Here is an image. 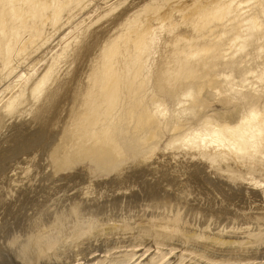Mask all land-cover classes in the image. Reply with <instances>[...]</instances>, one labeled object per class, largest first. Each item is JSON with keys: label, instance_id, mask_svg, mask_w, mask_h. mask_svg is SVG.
<instances>
[{"label": "rangeland", "instance_id": "rangeland-1", "mask_svg": "<svg viewBox=\"0 0 264 264\" xmlns=\"http://www.w3.org/2000/svg\"><path fill=\"white\" fill-rule=\"evenodd\" d=\"M88 1L90 2L91 0ZM116 1L117 0H92L89 3L91 4V6L89 5V13L91 15L90 21H95L98 16L100 17L103 14L110 4ZM263 1L264 0L261 2L255 1L256 3H254V7L252 6L253 3H251L245 10L246 13L243 17H259L258 21L260 25L264 26ZM117 2L120 3L121 1L118 0ZM260 3H262V5ZM237 14L241 13L238 12ZM84 15V13H80L78 18H82ZM109 25L110 24L106 22V19L96 25V27L99 28V41L109 29L112 28V25ZM218 25L219 23L214 24L212 28L215 30L214 35L220 38L219 44L222 49L226 50L224 54L225 56L222 55L221 57L223 58L220 57L214 62H208L206 69L204 68V70L197 72L198 75L199 73H202L199 75L201 77H198L196 73L195 75L193 74L192 77L186 73L181 75L176 72L170 73V76L167 75V77L169 76L168 78L165 77L166 75H162V67L168 60H170L169 47L167 45L170 44L169 41H171L173 36L172 31H169L168 34V30L164 27L160 29L158 28L154 32L153 35L155 36L148 45L149 52L143 57L144 72H142L139 77L137 76L138 79L133 81V89L131 88V90L129 86L126 85L131 82L130 75L132 73L123 70V85L119 91L117 108L113 114L114 117H118V131L115 135L121 149V156L118 155L119 157L110 152L104 154L105 157L101 154H84L75 147L67 153V155L70 154L69 156H64V159L62 158V162L55 157L56 154L58 155L59 152H62L60 151L61 143L68 122L71 120H74V122L76 121L75 116L71 111L72 106L70 107V105L72 104L71 101L74 97L79 96V89H77V85L73 83L66 85V90L73 95V99L70 100L69 103L67 102V99L63 96L61 97L60 94V96H57L56 99L53 100L52 105L47 108V112L45 111L42 115L43 117L39 116V118L36 119L34 115H32L33 118L32 116H28L27 118L23 116L21 118H12V121L10 118L7 119L6 123L0 126V264H185L186 261H183L184 259L180 257V254H178L177 251H175L176 253H169V251L165 249L167 248L166 246H160L163 249L161 248L160 252L158 250L156 252L155 248L157 249V246L155 247V244L158 246L159 244L156 243V232L153 230L152 226H150L146 232L134 231L130 236H124L120 233V236L119 234H115L109 238L98 237L99 235L96 236L97 228H103L105 223H113V221H115V223H118V221L119 223L122 221L129 223V220H132L130 222H134V218L138 219L139 217L145 220H149L150 218V220L153 218L155 219V215L158 213L157 206H160L163 203H168L169 205V202L173 201L170 200V198L174 199V197L176 198V196H179L178 198L180 200L176 198V200H178L172 202L173 208L176 206L175 208L177 209V205L181 202L184 203L188 199V196L191 197L192 194L190 204L195 203L194 208L196 209L194 210H196V213H199L198 215L194 213L193 217L190 216L192 214H189L183 209L181 218L184 216V211L185 217L182 219L186 218L192 223V225H196L194 226L195 228L199 225L198 231H200V233H203L201 232L203 231L202 229L207 227L208 229L210 228L211 231L214 230L213 228L227 226L236 227L238 224L241 225L240 219L237 221L236 217H239L242 211L245 213L248 212L250 208L251 210L255 208V211L257 209L264 213V144L261 143L262 145H260V148L262 149H259L260 152L258 151L249 156L250 159L248 156L241 159L234 144H244L245 138L239 132L233 134L230 130L225 129L224 127L235 126L234 122L239 117L249 116L254 111L263 119H260L256 127L254 125L253 128L257 129V126L259 127V125H261L260 127H264V27L260 31H263V35L259 32H252V35L251 32L248 31L250 36L248 37V40L245 41L244 46L242 47L240 42L236 46H233L235 47V49H233V47H230L227 42V39L230 37V32H227L228 30H225ZM86 26H89V21H87L86 24H83L80 29H75V32L70 35L69 40L81 36L87 28ZM58 38V35L54 36L50 40V43L48 42V45H45L47 47L44 46L34 57H38L39 54H46L51 57L52 55L54 56L61 53L63 50V44L59 43ZM99 41L97 40L93 45L91 49L92 53L96 51L97 43ZM166 50L168 51L165 52ZM85 59L82 62H76L70 65L64 78L67 77L68 80L78 76L79 78H83L87 71L86 68L89 57L86 56ZM32 61L33 58L29 60H21L19 64H16L14 72L9 79L7 78V80H21V84L24 85L26 84V81L29 83L33 82L41 71L47 67V63L46 60H43L33 69L31 68L33 65ZM207 67L210 68L208 69ZM5 83L6 82L0 84V90L4 88ZM29 83H27V85H29ZM129 90L132 91V93ZM147 118H151L150 120L153 121H147ZM146 122L150 123L146 125ZM24 134H27L26 136L28 137L24 140H21L20 138L17 139ZM245 135L247 134L245 133ZM213 140L217 142H212ZM33 144L35 146H33ZM217 145L218 147H216ZM149 154H152L155 158L154 164L152 163L151 165L150 162H148V165L150 166L144 161L145 157ZM153 165L154 167L156 166V172H153V170L149 168ZM158 165L160 169L157 167ZM171 173H174L177 178L172 180L170 176ZM83 185H93L94 190L91 189V192L89 191V193H91L90 197L94 196L92 199L90 198V200L93 201H86V205L83 206L82 204L80 206H83L84 208L77 207L79 209L77 210L76 208L74 210L75 203L77 205V202H80L81 199H83L80 194L77 195V190ZM118 185H124L123 187L126 186L125 188H127L128 185H135L136 188L130 192V194L132 193L131 197L129 194L128 197H125L126 199L121 198L123 200H118L119 204L115 206L109 203L112 201L111 198H118L123 195L119 193V190H116L118 189ZM166 185H180V188H182V191L180 190L181 194H169L170 186L166 187ZM188 185H190V188ZM98 188L110 191L109 195H111V198L104 197L106 202L104 198L98 199L100 200L99 203L104 204L103 207L108 208H103L107 211L106 213L103 212L104 210L101 212L95 210V205L98 202L97 194L95 193H97ZM148 189L152 191H148ZM141 191H143V194H141ZM147 192L150 193L148 194ZM74 193L76 195H73ZM68 195L69 198H67ZM71 195L74 198L70 197ZM193 196H196V198ZM209 196L211 197L209 198ZM165 197L167 201L169 200L168 202L164 200ZM204 197H208L207 200L209 199V201L206 202ZM211 198L214 199L212 200ZM136 199L137 201H135ZM142 199L144 201H142ZM102 200L105 203H103ZM129 200L130 203H128ZM133 200L134 202H137L134 203L136 204L135 206L132 203ZM199 200L202 202L204 201L205 203H202ZM83 201L85 200H82L81 202ZM160 201L165 202L160 203ZM143 202L146 207L145 205H142ZM69 203L70 205H68ZM200 204L203 205L201 206ZM204 204H206V206ZM212 204H216L215 206L217 208ZM107 205L111 206L108 207ZM132 205L136 208H133ZM60 206H63L62 209ZM65 206L70 207L66 209ZM144 207L146 210H144ZM147 207L149 208V212L147 211ZM153 207H155V209H153ZM245 208H247L245 211L241 210ZM59 209H61V211ZM69 209L73 214H71V211H68ZM122 209H124V211ZM206 209L207 212L210 210L211 212L212 210H216V213L213 211V214L215 213L214 215L211 214V216L208 213L209 215L207 216ZM151 210L153 211L152 213ZM221 211H223V213ZM236 211H240V213H237ZM59 212L62 213L60 214ZM74 212L82 214L81 216H75ZM64 213L65 215L63 216ZM153 213L155 215H153ZM104 214H106L107 218ZM90 215L91 217L94 215L97 218L91 220ZM108 215L111 216L109 217ZM134 215L136 216L134 217ZM65 216H67V219ZM201 216L204 217L203 219L205 220H203ZM56 217L66 223L62 221V226V222L60 221V223L58 219L56 220ZM125 217L128 218L126 219ZM188 218L193 219L189 220ZM68 219L72 222L70 220L68 221ZM75 219H78V223H76L77 220L74 221ZM85 219L88 222L87 227ZM90 220L92 222H90ZM52 221L54 223H51ZM93 221L95 222L93 223ZM58 223H60L59 226H57ZM83 223L85 224L83 225ZM39 224L42 225L40 226ZM101 224L103 225L101 226ZM251 224L248 227L249 231L247 232L246 237H248V242H254V246L257 247L255 252L253 254L246 252L242 257L240 254L238 256L235 255L232 256V259L229 257H218L222 264H228V261L232 262L231 264H264V225L256 224V221L254 220ZM70 225L73 227H70ZM33 226L34 229L35 226L41 229L44 228L41 234L47 235L49 239H52L50 241L48 239V244L50 243V245H52L49 247L53 250L49 249L47 244L45 247L47 248L46 250L48 253L47 251L45 252L47 255L45 254L44 257L41 258L42 260L40 257H37L38 253L34 249L30 250L28 253L27 250H25L26 248H23L24 246H27V242H29L30 239H33L32 234L37 235V228L33 230L34 233L30 234ZM94 226L97 227L94 228ZM48 227L50 228L49 231L47 229ZM62 227L63 229L64 227L67 229L63 230ZM88 227H92L96 233ZM237 227H239V225ZM45 228L48 233L45 231ZM56 229H58V232H55ZM49 232L52 233L50 234ZM52 234L54 236H52ZM48 235H51L53 238ZM68 237L70 238L68 239ZM71 237L75 243L73 241L70 242ZM75 238L76 241L78 239V243L74 240ZM99 238L103 239L100 240ZM56 241H58L57 244ZM154 241L155 243H153ZM53 242L56 244L55 247ZM76 243L79 245H76ZM81 243L83 246H81ZM133 245L136 247L140 246L138 252L132 251L131 253V251L128 250L129 248L130 250L135 249L136 247ZM149 247L151 248L149 249ZM117 248L119 251L121 250V253H116ZM228 253L229 252H226L227 256H231L230 253ZM26 255L28 256L26 257ZM223 259L226 260L223 261Z\"/></svg>", "mask_w": 264, "mask_h": 264}, {"label": "bare ground", "instance_id": "bare-ground-1", "mask_svg": "<svg viewBox=\"0 0 264 264\" xmlns=\"http://www.w3.org/2000/svg\"><path fill=\"white\" fill-rule=\"evenodd\" d=\"M117 1L110 4L109 7L103 12V14L100 17L98 16V18L95 19V21H90L91 15L89 13L90 12L89 5L91 6V4H89L90 2L88 0H0V84L6 82L4 84V88L0 90V126H2L4 123H6L7 119H10V118L12 121V118H21L23 116H25L27 118L28 116L30 117V116L34 115L36 117V119H38L39 116H42L45 113V111L47 110V108L52 105L53 100H55L57 96H60V94H61V97L63 96L65 99H67V102L69 103V101L73 99V95L71 93H69V91L66 90L67 89L66 85L69 83H73V84H76L77 89H79V91H78L79 96L74 97V99L71 101L72 104L70 102V104H71L70 107L72 106L71 111L74 114L76 121L74 122V120H71L70 122H68V125H67L66 130H65V135H64L62 143H61V149L62 150L60 149V151H62V152H59L58 155L56 154L55 157L57 158V160H60V162H62L61 161L62 158L64 159V156H69L70 154L67 155V153L70 152L74 147L76 149H79L80 152L84 153V154H96V155L101 154V155H104V154L110 152L112 154H115L116 156H118V155L121 156V149L118 145V142L116 140V135H115L116 132L118 131V117H114L113 114L117 108V97H118L119 91L123 85V80H122V75L124 74L123 70H127V71H130L132 73V74L130 73L131 74L130 75L131 76L130 77L131 82L129 81L130 83H128L126 85V86H129V88L131 90L133 81L135 79H138L139 75H141L142 72H144L143 71L144 70V68H143V57L147 52H149L148 51L149 50L148 45L152 41L153 37L155 36L153 34L158 28L160 29V28L164 27L166 30H168V34H169V31H172V33H173L171 41H169L170 44L167 45L169 47L170 60H168L166 63L164 62L165 64L163 63L164 66L162 67V71H161L162 75L163 76L166 75L165 77H167V75H169L170 73L176 72L178 74L180 73L181 75H184V73H186L187 75H191V77H192L193 74L195 75V73L197 74V72L204 70V68L206 69L208 62H210V61L214 62L215 60L220 58L222 55L225 56L224 54H225L226 50H223L221 45L219 44L220 38L218 36L214 35L215 30L212 28L214 24L219 23V25H218L219 27H223L225 30H228L227 32H230V37L227 39V42L230 45V47L236 46L240 42H241L242 47H243L245 44V41H247L248 37L250 36L249 32H251L252 35H253L252 32H257V33L259 32L260 34H262L263 31L262 32H260V31L264 27V26L260 25V23L258 21L259 17L258 18H254L253 16H248V17L244 16L243 17V15L246 13L245 10L247 9V7H249V5L251 3H253L252 6L254 7V3H256L255 1L261 2L262 0H119V1H121L120 3H118ZM262 3H260V4L262 5ZM102 5H103V3H102ZM107 5H108V3H107ZM263 7H264V4H263ZM260 9H261V7H260ZM236 12L237 13L239 12L241 14H237ZM80 13H84L85 14L84 17L78 18ZM105 19H106L107 23L112 25V28L109 29V31L99 41V38H100V37L98 38L99 28L96 27V25H98L101 21H103ZM87 21H89V26L88 27L86 26L87 28L81 34V36H78L76 39L69 40L70 35L75 32V29H77V28L80 29V27H82L83 24H86ZM100 29H101V27H100ZM103 32H104V30H103ZM56 35H58V37H59L58 38L59 43L63 44L62 45L63 50L61 51V53L54 55V56L52 55L51 57L47 56L46 54H42V55L39 54L38 57L37 56L34 57L48 42L50 43V40ZM220 37H221V35H220ZM77 39H78V41H77ZM97 40L99 41L97 43V49L94 53H92L91 49ZM45 47H47V46H45ZM166 49H168V48H166ZM233 49H235V47H233ZM167 51L168 50H166L165 52H167ZM164 54H166V53H164ZM236 54H237V52H236ZM86 56L89 57V61L87 63V68H86L87 71L85 72L84 77L79 78V76H78V77H75V78L70 79V80H68L67 77L64 78L68 72L67 70L69 69V66L76 63V62H82ZM162 56H164V55H162ZM32 58H33V61H32L33 65L31 66V68H33V69L35 66L37 67V65L43 60H46V63H47V67L43 71H41V73L36 77V79L33 82L29 83L28 81H26L25 82L26 84L24 85V84H21V80H17V81L16 80L12 81V79L7 80V78L9 79L11 74L14 72V70H15L14 68L16 67V64H19L20 61L23 59L29 60ZM163 58H165V57H163ZM221 58H223V57H221ZM216 63H217V61H216ZM211 64H213V63H211ZM133 68H135V69H133ZM207 68L209 69L210 67H207ZM201 74L202 73H199V75H201ZM171 75H173V74H171ZM181 75H179V76H181ZM199 75H198V77H201ZM176 77H178V76H176ZM27 83H29V85H27ZM141 85L143 86L142 83H141ZM142 86H141V88H142ZM17 88H18V90H17ZM139 89H140V87H139ZM137 91H138V89H137ZM60 92H63V93H60ZM130 92L132 93V91H130ZM139 94H137V95H139ZM130 102H132V101H130ZM139 103H140V101H139ZM120 104H121V102H120ZM138 104H137V106H138ZM130 105H132V104H130ZM128 108H130V107H128ZM134 109H135V107H134ZM131 111H132V109H131ZM131 111H129V112H131ZM143 115H145V114H143ZM32 118H33V116H32ZM109 118H111V119H109ZM129 118H130V116H129ZM145 118H144V120H145ZM150 119L151 118H149V119L147 118V121ZM260 119H263V118H261V116L257 112L254 111L249 116L239 117L234 122L235 126L229 127V126L223 125L225 127V129L230 130L231 133L235 134L236 132H239L245 138L244 144H242V145H240L239 143L234 144V146H235L239 156L241 157V159L245 158L246 156H248V158H249V156H251L252 154H254L258 151L260 152L259 149H262V148H260L261 147L260 145L264 144V127H260L261 125H259V127L257 126V129L253 128L254 125L256 127V125L258 124ZM150 121L152 122L153 120H150ZM149 123L146 122V125H148ZM58 125H59V123H58ZM0 130H1V128H0ZM17 132H18V130H17ZM245 133L247 135H245ZM26 135L25 134L23 136L21 135L17 139L20 138L21 140H24L25 138L28 137ZM212 142L216 143L217 141L213 140ZM15 144H16V142H15ZM33 146H35V145L33 144ZM216 147H218V145ZM9 151H10V149H9ZM103 157H105V155ZM144 161H146L147 165H148V162H150V164L152 165V163L154 164V162H155V158L152 156V154H149L145 157ZM156 164H157V162H156ZM148 166H150V165H148ZM157 167H159V165ZM149 168H151V170H153V172L154 171L156 172V166L154 167V165H153L152 167H149ZM159 169H160V167H159ZM162 172H163V170H162ZM170 176H171L172 180L177 178V176L174 175V173H171ZM123 186L118 185V189L115 188L117 191L119 190L120 194H123L122 196H119L118 198H115V197L111 198V195H109L110 191H108V190L106 191L105 189H99L98 188L97 193H95V194H97V200L100 198L102 199L104 197H106V198L110 197L112 199V201L109 204L116 206L117 204H119L118 200H120L121 198L128 197L130 192L134 188H136L135 185H128L127 188H125L126 186L125 187H123ZM168 186H170L169 194H171V195H173V194L174 195L175 194L180 195L181 194L180 192L182 191V188H180V185H168ZM168 186L166 185V187H168ZM188 186L190 188V185H188ZM194 186H196V185H194ZM154 187H155V185H154ZM147 188H146V190H147ZM201 188H202V186H201ZM91 189H93V185H83L80 187V189L77 190L78 191L77 195L80 194L81 198L83 197V199H81V198L80 199H81V201L85 200V201H83L85 204L83 202H81L80 200H79L80 202H77L74 199L77 202V205L75 202H74L75 205L73 204L75 206L74 210L77 207H80L82 204H83V206L86 205V201H89L90 198L92 199L94 197V196L90 197L91 193H89V191L91 192ZM191 189H192V187H191ZM142 190H145V189H142ZM149 190L150 189H148V191ZM198 190H200V189H198ZM202 190H203V188H202ZM150 191H152V190H150ZM142 192L143 191H141V194H143ZM75 193L73 195H76ZM147 193L149 194L150 192H147ZM153 193H154V191H153ZM201 193H204V192H201ZM92 194H93V192H92ZM131 194H130V197H131ZM186 194H187V191H186ZM69 195L67 196V198H69ZM192 195H191V197H192ZM196 195H198V194H196ZM201 196H202V194H201ZM70 197H73V196L71 195ZM166 197H165V199L164 198L163 199L166 200ZM178 197L179 196H176V198H178ZM191 197L188 196V199L184 203L181 202L179 205L176 204L177 209L175 208L176 206L173 208L172 202L174 200L177 201L179 198L176 200L175 197H174V199L173 198L171 199L170 197H168V198H170V200H173V201L169 202L170 203L169 205H168V203H163L160 206H157L158 213L156 214V212H155L156 215L153 213V215H155V219L154 218L152 219L154 222L152 220H150L151 219L150 217H149L150 218L149 220H145V219L140 218V217L138 219L134 218L135 221L130 222L132 220H129V223H125L123 221L121 222V220H120L121 223H119V221H118V223L117 222L115 223V221L110 219L111 221H113V223H111V222L105 223V226L103 225L104 223L101 224V226L103 225V228L102 227L97 228L98 230H97L96 236L99 235L98 237L101 236L104 238H109L110 236H114L115 234L116 235L119 234V236H120V233H122L124 236H130L131 233H133L134 231L146 232V230H148V228L150 226H152L153 230H155V232H156V233L154 232L156 234V238H157L156 243L159 244V246L155 244V247L157 246V249L155 248L156 252H157V250L160 252V249L162 248L160 246H166L167 248H165V249L168 250L169 253H173V252L177 251V253L180 254V257L182 259H184L183 261H186L185 264H201V263H203V264L204 263L205 264H222V262L219 261L220 259H218V257L219 258L229 257L232 259V256H235V255L238 256L240 254L242 257V255L246 254V252H249L251 254H253L255 252V249L257 247L254 246V244H253L254 242L253 243L251 241L248 242V237H246V234L249 231L248 227L250 226V224L253 220L256 221V224L258 223L259 225L260 224L264 225V213L263 212H261L257 209L255 211V208H253L254 210L253 209L251 210V208H250L249 211H251V212L248 211L245 213L242 211L240 213V211H238L240 213V216H239L237 214L238 212L236 211L237 213L236 212L235 213L239 216V217H236V219H237V221H238V219H240V223H241V225L238 224L239 227H237L238 225L236 227H234V226L231 227V226L225 225L227 227L213 228L214 230H211V231H210V228L208 229V227H207V228L202 229L203 231H201V232H203V233H200V231H198L199 225L195 228L194 226H196V225H192V223L190 221H188L186 218H185L186 220L182 219L183 217H185V213H184L185 210L189 214H192L190 216H193V217H194L193 214L196 213V210H194V209H196V208H194L195 203L190 204L191 203L190 200H192ZM210 197L211 196H209V198ZM180 198H181V196H180ZM194 198H196V196ZM207 198H205L206 202L209 201V199L207 200ZM197 199H199V198H197ZM202 199H203V197H202ZM211 199L213 200L214 198H211ZM103 200H102V202H103ZM122 200L123 199H121L120 201H122ZM130 200H131V198H130ZM130 200L128 201V203H130ZM92 201L90 200L89 202H92ZM135 201H137V199ZM142 201H144V200L142 199ZM199 201H201V200H199ZM99 202H100V200H98L97 204L95 205V207H96L95 210H98L101 212L107 207H103L104 204H101ZM105 202H106V199H105ZM105 202H103V203H105ZM162 202H165V201H160V203H162ZM132 203L134 204L137 202H134V200H133ZM208 203H206V204H208ZM120 204H121V202H120ZM206 204H204V205L206 206ZM68 205H70V203ZM128 205H130V204H128ZM135 205L136 204H134V206ZM142 205H145V203L143 202ZM157 205H158V203H157ZM215 205H213V206H215ZM110 206H108V207H110ZM137 206H138V204H137ZM62 207H61V209H62ZM69 207L70 206L66 207V209ZM82 207H80V208H82ZM132 207H133V205H132ZM145 207H146V205H145ZM145 207H144V210H146ZM263 207H262V209H263ZM85 208H86V206H85ZM112 208H113V206H112ZM127 208H128V206H127ZM133 208H136V207H133ZM61 209H59V210L61 211ZM78 209L79 208H77V210ZM87 209H89V208H87ZM153 209H155V207H153ZM183 209H184V211H183L184 216L181 218V216H182L181 213H182ZM207 209H206V212H207ZM210 209H212V208H210ZM246 209L247 208L241 209V210L245 211ZM122 210L124 211V209H122ZM68 211H71V210L69 209ZM132 211H134V210H132ZM147 211L149 212V208ZM213 211L214 210H212V212H211V210H210L209 212H207V216L209 214L214 215L216 213L215 212L216 210L214 211L215 212L214 214H213ZM103 212L106 213L107 211L104 210ZM125 212H127V211H125ZM152 212L153 211L151 210V213ZM221 212L223 213V211H221ZM198 213H196V214L198 215ZM71 214H73V212ZM81 214L75 213V216L76 215L81 216ZM143 214H145V213H143ZM146 214H147V212H146ZM64 215H65V213L63 214V216ZM94 215H95V213H94ZM104 215L106 216V214H104ZM124 215H123V217H124ZM135 216L136 215H134V217ZM51 217H52V215H51ZM66 217L67 216H65V218ZM92 217L90 215L91 220H95L97 218L94 216L95 218L93 217V219H92ZM109 217H108V219H109ZM142 217H144V216H142ZM69 218H70V216H69ZM106 218H107V216H106ZM125 218H124V220H125ZM203 218L204 217H202V219ZM57 219H58V217H56V220ZM131 219H132V217H131ZM188 219L190 220L191 218H188ZM230 219H232V218H230ZM233 219H234V217H233ZM69 220L70 219H68V221ZM71 220H72V217H71ZM91 220H90V222H92ZM203 220H205V219H203ZM53 221H54V219H53ZM53 221L51 223H54ZM58 221L60 222L61 220L58 219ZM74 221H76V223H78V219H75ZM85 221H86V219H85ZM200 221H201V219H200ZM63 222H65V221H63ZM63 222H62V226H63ZM94 222L95 221H93V223ZM105 222H106V219H105ZM60 223H58L57 226H59ZM68 223H70V222H68ZM84 224L85 223H83V225ZM87 224H88V222L86 223V227H87ZM39 225L41 226L42 224H39ZM76 225H78V224H76ZM90 225H91V223H90ZM93 225H96V224H93ZM203 225H204V222H203ZM228 225H230V224H228ZM53 226H51V227H53ZM65 226H66V224H65ZM71 226L72 225H70V227ZM95 227H97V226H94V228ZM36 228L38 229L36 231L37 235L36 234L34 235L32 233H34L33 230H35ZM152 228H150V229H152ZM35 229L33 226L32 230H31L32 232H30V234L33 235L32 236L33 239H30L31 242L30 241H29L30 243L27 242L28 243L27 246H24L23 248L24 249L26 248L25 250H27L28 253L30 250L34 249L38 253L37 257H40V259H41L46 254L45 252L47 251L46 250L47 248L45 246H47L49 238L47 237V235L41 234V232L44 230V228L41 229V228L35 226ZM47 229H48V231L50 230L49 227ZM62 229H63V227H62ZM62 229H61V231H62ZM64 229H65V227H64ZM89 229H92V227ZM57 230L58 229H56L55 232ZM45 231H47L46 228H45ZM48 231H47V233H48ZM92 231L95 232L93 229H92ZM83 233H85V232H83ZM95 233H94V235H95ZM234 234H236V235H234ZM86 235H88V234H86ZM48 236L50 237L51 235H48ZM52 236H54V235L52 234ZM52 236H51V238H53ZM58 237H59V233H58ZM69 238L70 237H68V239ZM99 239L101 240L103 238H99ZM137 239H138V237H137ZM50 240H52V239H49V241ZM54 240H56V239H54ZM74 240L76 241V238ZM81 240H82V238H81ZM58 241H56V244ZM72 241H73V239L71 237L70 242H72ZM77 241H78V239H77ZM86 242H87V239H86ZM77 243H76V245H79ZM153 243H155V241ZM56 244L53 242L54 247ZM69 244H71V243H69ZM135 245H133V246H135ZM49 246H52V245H50V243H49L48 247ZM81 246H83L82 243H81ZM139 247H136L133 250H130L129 247H128L129 249L128 248L127 249L129 251H131V253H132V251L138 252ZM121 248H123V247H121ZM150 248L151 247H149V249ZM49 249H52V248L49 247ZM123 249H125V248H123ZM25 250H24V252H25ZM76 252H77V250H76ZM226 252H229L231 256H229V255L227 256ZM47 253H48V251H47ZM116 253H121V250L119 251L117 248ZM30 254H32V253H30ZM122 254H123V251H122ZM128 254H130V253H128ZM225 254H226V256H225ZM27 256L28 255H26V257ZM32 256H34V255H32ZM29 257L31 258L30 255H29ZM55 257H56V255H55ZM243 258H244V256H243ZM225 260L223 259V261H225ZM38 262H39V260H38ZM227 263L231 264L232 262L228 261Z\"/></svg>", "mask_w": 264, "mask_h": 264}]
</instances>
